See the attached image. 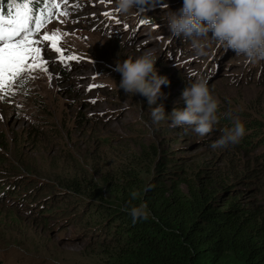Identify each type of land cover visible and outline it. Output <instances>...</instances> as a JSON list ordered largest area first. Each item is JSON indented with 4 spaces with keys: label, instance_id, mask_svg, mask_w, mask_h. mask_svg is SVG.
Returning a JSON list of instances; mask_svg holds the SVG:
<instances>
[{
    "label": "rangeland",
    "instance_id": "1",
    "mask_svg": "<svg viewBox=\"0 0 264 264\" xmlns=\"http://www.w3.org/2000/svg\"><path fill=\"white\" fill-rule=\"evenodd\" d=\"M57 2L61 7L52 8L35 38L59 29L65 57L80 58L61 62L41 40L49 70L25 74L15 94L0 101V186L12 181L20 187L13 197L0 193L2 264H117L112 242L87 230L88 208L61 190L85 179L103 190L104 179L117 177L119 169L135 175L142 187L153 179L169 191L171 185L183 194L225 191L240 203L264 205V164L258 157L263 147L213 149L223 128L218 124L200 136L168 119L153 123L146 97L119 89L114 71L117 60L152 50L159 74L170 81L161 86L166 97L157 101L166 113L185 106L186 83L203 78L230 123L264 122V60L253 63L211 40L205 55H195L189 41L170 36L163 18L182 0H158L127 15L115 0ZM159 163L165 176L158 174ZM23 189L25 202L14 198Z\"/></svg>",
    "mask_w": 264,
    "mask_h": 264
},
{
    "label": "trees",
    "instance_id": "2",
    "mask_svg": "<svg viewBox=\"0 0 264 264\" xmlns=\"http://www.w3.org/2000/svg\"><path fill=\"white\" fill-rule=\"evenodd\" d=\"M32 7L39 11L43 0H32ZM7 9L8 0H0V11L6 14ZM220 110L218 125L231 126ZM243 123L246 134L236 145L242 150L263 147L258 157L264 164V122L251 119ZM158 168V174L165 176L162 163ZM177 174L170 173L172 177ZM104 180L103 190L85 179L67 182L61 193L88 208L87 230L112 242L117 264H264V205H253L250 199L240 203L225 191L183 194L176 185L169 191L153 179L142 187L126 169ZM19 188L8 181L0 186V193L13 197ZM23 191L14 198L25 202L28 189ZM140 203L147 204L150 216L133 223L122 209Z\"/></svg>",
    "mask_w": 264,
    "mask_h": 264
},
{
    "label": "clouds",
    "instance_id": "3",
    "mask_svg": "<svg viewBox=\"0 0 264 264\" xmlns=\"http://www.w3.org/2000/svg\"><path fill=\"white\" fill-rule=\"evenodd\" d=\"M158 0H115L121 14L127 15L137 6L153 7ZM170 36L190 42L195 55L206 54L209 40L222 45L226 50L245 56L255 63L264 60V0H182L175 10H167L163 16ZM157 56L145 50L139 56L117 60L114 71L120 74L119 89L128 95L137 93L146 97L153 123L168 119L173 127H184L204 136L218 124L219 101L206 79L198 78L186 83L181 92L183 108L165 112L164 104L157 103L166 97L161 86L170 83L156 67ZM155 105V106H154ZM220 135L211 147L225 148L238 144L246 134L245 125L239 119L231 126L219 129ZM135 193H132L133 198ZM133 223L147 220L150 210L146 203L122 209Z\"/></svg>",
    "mask_w": 264,
    "mask_h": 264
},
{
    "label": "snow or ice",
    "instance_id": "4",
    "mask_svg": "<svg viewBox=\"0 0 264 264\" xmlns=\"http://www.w3.org/2000/svg\"><path fill=\"white\" fill-rule=\"evenodd\" d=\"M43 4L42 9L34 12L32 0H8L7 13L0 11V101L15 94L13 88L25 74L49 70L38 46L41 40L49 43L61 62L77 59L65 57L59 29L35 38L53 16L52 8L61 7L57 0H43Z\"/></svg>",
    "mask_w": 264,
    "mask_h": 264
},
{
    "label": "water",
    "instance_id": "5",
    "mask_svg": "<svg viewBox=\"0 0 264 264\" xmlns=\"http://www.w3.org/2000/svg\"><path fill=\"white\" fill-rule=\"evenodd\" d=\"M75 57H77L78 59L80 58L78 55H75Z\"/></svg>",
    "mask_w": 264,
    "mask_h": 264
}]
</instances>
